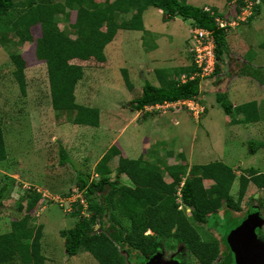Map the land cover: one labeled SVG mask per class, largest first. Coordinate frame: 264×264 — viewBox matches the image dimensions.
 Instances as JSON below:
<instances>
[{
  "label": "rangeland",
  "instance_id": "rangeland-1",
  "mask_svg": "<svg viewBox=\"0 0 264 264\" xmlns=\"http://www.w3.org/2000/svg\"><path fill=\"white\" fill-rule=\"evenodd\" d=\"M24 1L14 0L18 4L17 11L23 9L20 4ZM32 1L35 5L38 0ZM47 1L63 4L65 0ZM94 1L101 3L103 0ZM187 3L207 9L214 7L221 17L232 16L234 25L226 27V43L229 58L233 60H220L217 63L219 72L209 80H202L201 91H204L199 98L205 110L204 114H200L201 116L197 118V122L192 121L190 117L187 118L186 114L180 116L181 118L178 117L182 120L187 118L186 123L191 130H186H189V133L179 136L177 133L180 132V127L176 126H171L162 133H155L154 127L149 125L150 120H148L142 123V127L140 126L137 131L133 126L125 130L117 139V145L127 155V159L141 157L150 164H157L164 175V180L169 181L164 168L172 161L168 159L171 157L168 155L175 154L178 149L187 148L190 132L195 131L198 140L193 143L194 148L190 158L192 164L217 161L233 168L235 178L228 194L233 201H236L239 178L249 175L247 168L257 172L264 171L263 147L258 148L254 154H249L247 148L249 141L264 144V116L256 123H237L240 115H236V112L225 115L215 102V93L224 92L232 105L240 106L258 97L257 89L264 87V83L259 85L249 77L227 78L225 74L227 72L236 74L239 66H242L241 63H248L253 68H264V4L254 0H188ZM67 12L69 13L65 16L64 13ZM242 12L246 15L244 20L234 19L235 15L239 17ZM163 17L156 9L149 7L142 14L144 26L142 33L130 30L117 31L112 41L103 49L104 63L92 58L85 61H71L83 69L82 78L75 86L74 102L81 106L99 109L101 113V123L96 130L81 125L79 128H84L77 132V138L83 141L87 138L93 140L92 135L95 139L98 137L97 145L93 147L96 156L89 154L86 146L81 149L80 143H76L78 147L75 143L71 148L70 145L67 146L68 142L77 141V138L68 137L69 129L73 126L71 118L75 116L74 111L52 110L45 67L34 56V42L18 45L17 36L2 23L0 25V35L4 37L3 44H0V128L6 155L0 161V187L7 185L0 199V236L9 232L12 221L26 214L25 207L29 199L37 194L38 198L32 204L28 215L33 228L42 227L40 253L44 257L43 264H99L86 252H79L74 256L65 254L63 238L59 236V231L72 228L89 214L74 198L78 191L74 168L70 161L62 165L58 164V150L59 147L65 150L67 157L73 161V164L75 163V168L77 166L80 171L93 175L92 166L99 154L134 114L126 103L138 97L144 82L155 83L153 73L148 71L155 67L166 69L174 66L176 70H171L173 74L180 65L185 67L190 65L191 53L187 48L193 44L191 23L180 17L169 20H164ZM54 18L58 29L70 34L69 25L74 21L75 12L64 7L63 12ZM30 34L33 41L40 35L38 24L30 28ZM154 44L158 47V51L147 52ZM9 53H19L25 62L23 91L18 88L13 78L14 68L8 58ZM152 59L155 62H152ZM122 70L127 71L132 86L128 93L122 79ZM256 101L260 100L256 99ZM256 104L261 114V103ZM159 112L164 113L156 111L151 113L152 117H158L156 115ZM132 117H135V114ZM170 117L171 115L166 116L168 126L171 125ZM146 119L147 117L139 115L136 121L139 123ZM109 123L113 124V127L109 128ZM65 139L68 141L63 142ZM146 141H149V144L143 145ZM185 156L187 157V152ZM107 166L110 170L116 168L117 156L110 159ZM63 176L69 177V181ZM58 179H62L63 182L60 183ZM120 182L131 186L125 176L120 177ZM210 184L209 181L204 182L205 187H209ZM59 185L62 187L59 188ZM262 192L248 182L240 200V209L243 210L247 206L253 193L261 199L264 196ZM69 197H72L73 200H70L72 202L67 200ZM176 203L179 205L178 209L183 210L185 216L189 218V210L180 207L178 200ZM257 204L262 206L264 202H261V205ZM227 212L229 211L224 205L215 211L217 217H222ZM193 226L201 241L211 242L214 245L224 244L222 233L217 232L216 225L206 224L198 227L193 224ZM95 227L97 229L96 225ZM145 234L151 233L147 231ZM114 248V257H121L122 264H133V256L129 258L124 248L118 245H114ZM163 251L164 258H169L180 251V247L177 246L173 251L167 249ZM3 255L10 264H22L15 250L8 249ZM184 260L187 264H194L189 255H186Z\"/></svg>",
  "mask_w": 264,
  "mask_h": 264
},
{
  "label": "trees",
  "instance_id": "trees-1",
  "mask_svg": "<svg viewBox=\"0 0 264 264\" xmlns=\"http://www.w3.org/2000/svg\"><path fill=\"white\" fill-rule=\"evenodd\" d=\"M254 1L264 4V0ZM20 5L23 9L17 11L18 4L14 0H0V25L2 23L17 36L18 45L34 42V56L45 67L51 108L56 112L74 111L71 123L75 125L97 127L98 110L74 102V88L82 78L83 70L71 61L92 58L103 63V49L116 32L142 30V14L149 7L160 10L164 20L180 17L182 20H191L193 28L210 31L214 41L215 68L209 77H194L184 82H180V76L182 73L186 76L193 73L192 66L181 67L173 74L168 69H155L158 86L144 82L140 95L129 101V108L133 111L179 100H195L202 106L199 99L204 91H201L202 80H209L219 72L217 63L220 60H233L229 58L226 28H218L215 23L217 17L227 21L230 16L221 17L214 7L205 10L204 7L188 4L186 0H103L101 3L94 0H65L63 4L38 0L35 5L32 0H25ZM64 7L75 12L74 21L69 25L70 34L59 30L54 18L63 12ZM37 24L40 35L33 41L30 28ZM3 41L4 37L0 35V44ZM8 58L14 68L13 78L23 91L25 62L19 53H9ZM241 65L236 74L227 72L226 77H249L259 84L264 83V68H253L247 63ZM121 73L124 85L129 89L131 85L126 71L122 70ZM215 102L225 115L234 112L240 115L241 119L237 123L245 124L259 119L258 108L253 101L233 107L226 94L217 91ZM247 146L248 153L254 154L264 144L249 141ZM58 153L59 165L68 161L72 164L76 189L83 191L89 214L72 228L59 231L67 256L86 252L99 264H122L121 257H114V245L124 248L129 258L134 255L142 258L156 252L159 245L177 243L196 245L203 259L216 256L210 246L214 244L202 242L193 224L206 223L207 216L222 205L237 208V203L228 194L235 178V173L229 167L220 162L192 165L189 168L166 167L167 182L157 165L139 158L133 160L118 156L116 168L110 170L107 163L119 155L115 147L111 146L93 168L96 177H91L89 173L74 167L75 163L67 157L64 149L59 147ZM5 157L0 128V161ZM122 176L129 180L131 186L120 182ZM260 178L254 177L251 182L264 191V182ZM205 181L211 182L209 187L204 186ZM247 184L245 177L239 178L240 199ZM6 187V184L0 187V199ZM37 198V194L32 195L25 207L26 214L12 221L9 232L0 236V264H10L3 255L8 249L15 250L22 264H43L44 257L40 253L42 227L33 228L28 215ZM176 200L189 210V218L183 210L178 209ZM147 231L151 234H145Z\"/></svg>",
  "mask_w": 264,
  "mask_h": 264
},
{
  "label": "flooded vegetation",
  "instance_id": "flooded-vegetation-1",
  "mask_svg": "<svg viewBox=\"0 0 264 264\" xmlns=\"http://www.w3.org/2000/svg\"><path fill=\"white\" fill-rule=\"evenodd\" d=\"M247 170L249 175L243 177L248 182H251L254 177H261L260 181L264 182V171L257 172L251 168H247ZM252 170L254 171L253 174L250 173ZM262 193L264 195V191ZM239 199L240 196L237 192V199L233 201L235 204L237 203V208L224 206L229 212L225 213L222 217H217V213L214 211L211 213V216L210 214L207 216L206 223L196 224L198 227L205 226L206 224L216 225L217 232L222 233L224 244L210 245L215 251V257L210 259L205 257L203 259L200 257L201 251L199 252L196 245H159L158 250L152 254L142 256V258H136L134 255L132 258L133 264H140V262L146 264L156 254L160 256L155 261V264H187L186 260H184L186 255L192 257L194 264H264V205L259 206L257 204L260 203L261 205V202H264V196L260 199L253 193L243 210L240 209L241 199ZM245 222L248 223L247 226L257 224L253 229V237L249 234V227H239L240 224ZM230 231L232 232L231 235H229ZM177 246L180 247V251L174 253L169 258H164L165 252L163 249L173 251Z\"/></svg>",
  "mask_w": 264,
  "mask_h": 264
},
{
  "label": "crops",
  "instance_id": "crops-1",
  "mask_svg": "<svg viewBox=\"0 0 264 264\" xmlns=\"http://www.w3.org/2000/svg\"><path fill=\"white\" fill-rule=\"evenodd\" d=\"M187 2H188V0H186ZM199 7H201V6H199ZM205 8V7H204ZM157 10V9H156ZM158 12H160L161 13V11L160 10H157ZM162 14V13H161ZM163 16V15H162ZM175 18V17H174ZM173 18V19H174ZM163 19H164V17H163ZM190 23H192L191 22V20H188ZM141 24H142V30H140V31H137V32H140V33H142V31H144V26H143V22H142V20H141ZM191 25V27H192V24H190ZM119 31V30H118ZM130 31H132V30H130ZM117 33V32H116ZM116 35V34H115ZM192 36V35H191ZM193 43V42H192ZM190 47H191V45H190ZM190 47L189 48H187V50L189 51V49H190ZM229 50V49H228ZM150 51H152V52H157L158 51V47L154 44V46H152L147 52H150ZM147 52H145V53H147ZM104 59H105V56H104ZM247 59V58H246ZM152 62H155L153 59H152ZM104 63V62H103ZM248 64V63H247ZM137 65H140V64H137ZM251 66V65H250ZM181 67H185V66H183V65H180V68ZM256 68H259V67H256ZM155 69H161V68H151L148 72H152L153 73V76H154V79L156 80L155 81V83L154 84H152L151 83V85H153V86H158V82H157V79H156V77H155V75H154V70ZM166 69H168V70H176V68L174 67V66H172V67H168V68H166ZM83 70V69H82ZM126 71V70H125ZM172 73V72H171ZM126 74H127V78H128V73H127V71H126ZM182 75H183V73H182ZM244 80H246L245 78H244ZM128 81H129V83H130V80H129V78H128ZM149 83V82H148ZM150 84V83H149ZM130 85H131V83H130ZM76 86V85H75ZM259 86V85H258ZM258 86H256L257 88H258ZM261 86H263V85H261ZM248 87H249V90H251V88H250V86L248 85ZM260 87V86H259ZM125 88L127 89V93H128V91H130L131 90V88H132V86L128 89L126 86H125ZM142 88V87H141ZM74 90H75V88H74ZM257 91L259 92L258 93V97H256V98H253L252 100H250V101H248V102H255V100L256 99H258V100H260V101H256L255 103H258V104H260L261 103V105H260V107H261V114L259 113V119L261 118V117H263L264 116V87H260L259 89H257ZM140 92H141V89H140ZM140 92H139V95H140ZM74 94V93H73ZM138 95V96H139ZM137 98V97H136ZM200 99V98H199ZM247 102V103H248ZM128 104H129V102H127L126 103V105L128 106ZM257 105V104H256ZM233 107H236V105H232ZM258 106V105H257ZM86 107V106H85ZM145 107H147V106H145ZM144 107V108H145ZM203 107V106H202ZM90 108V107H89ZM144 108L142 109V110H139V111H134V114H135V117H132V116H134V114H132V116H130V118L125 122V125L124 126H121V128H120V130L118 131V132H116V134H115V137L111 140V142H110V144L109 145H107L106 147H105V149H104V151L101 153V154H99V156H98V158L96 159V161H95V163H94V165L92 166L93 168H94V166H95V164L98 162V160L101 158V156L111 147V146H113V147H115V149L119 152V155H117V159H118V156H120V157H122V158H127V155L124 153V152H122V150L119 148V146L117 145V139H119V137L125 132V130H127L130 126L132 127L133 126V128L135 129V131H137V130H139V128H140V126L142 127V123H144V122H147L148 120H150V123H149V125L153 128L154 127V132L155 133H162V131L164 130V131H166V129H170L171 128V126H176L177 128L178 127H180V132L179 133H177L179 136H182L183 134H185V133H189V130H186V129H190V127H189V125H188V123H186V120H187V118L188 117H190L191 118V120L192 121H194V122H197V118H199V116H201V115H199L197 118H194L193 116H191V114L185 109V108H180V109H178V110H176V111H166V113L164 112V113H160L159 112V114H157L156 116H158V117H152V115H151V113H154V112H151V113H149V112H146L145 110H144ZM96 109V108H95ZM98 110V126L97 127H91V126H87V128L89 129V128H93L94 130H96V128H98L99 127V125H100V123H101V121H100V115H101V113H100V111H99V109H97ZM204 107H203V114H204ZM263 112V113H262ZM184 114H186V120H182V119H179V118H181L180 116H184ZM141 116L142 115V117H147V119L146 120H143L142 122L140 121L139 123L136 121V119L138 118V116ZM148 115V116H147ZM167 115H171V117L170 118H172V120L170 119L169 120V123L171 124L170 126H168L167 125V119H166V116ZM179 117V118H178ZM183 119H184V117H183ZM239 119H240V116H239ZM259 119H258V121H259ZM258 121H255V122H250V123H256V122H258ZM157 122H158V126H157ZM159 124H160V126H159ZM241 124V123H240ZM81 125H75V124H73V126H71V128L69 129L70 131H69V135H68V137H71L72 139H76L77 138V132H79V129H83L84 127H82V128H79ZM111 126L113 127V124H111V123H109V128H111ZM241 126H243V125H241ZM108 128V129H109ZM191 130V129H190ZM160 131V132H159ZM191 134H190V138H189V143H188V146H187V148H183L184 150H181V149H178V150H176V153L175 154H173V153H171V155H168V156H171V157H168V159H171L172 161H171V163L170 164H166V166L164 167L165 169H166V167H171V166H184V167H186V168H189L190 166H192V165H206V164H192V162H191V160H190V158H191V156H192V153H191V151L193 150V148H194V145H193V143L194 142H196L197 140H198V138L196 137V134H195V131H192V132H190ZM74 134V135H73ZM92 134V133H91ZM90 134V135H91ZM93 136V140H90L89 138H87V139H85V141H83V140H80V138H77V141H72V142H68V145L67 146H69L70 145V148H71V146H73V144L75 143H80V148L81 149H83V148H85V146H86V149L87 150H89V154H93V156L95 155L96 156V153H94L93 152V147H95V145H97L96 143H97V141H98V137L95 139V136L94 135H92ZM145 140V139H144ZM68 140H64L63 142H67ZM86 142V143H85ZM149 141H146V142H143V143H145V144H143V145H146V143H148ZM92 143V144H91ZM149 144V143H148ZM76 147H78V145L76 144L75 145ZM89 148V149H88ZM186 150V151H185ZM187 152V157L185 156V153ZM145 154H147V153H145ZM115 157V156H114ZM113 158V157H112ZM111 158V159H112ZM162 158V157H161ZM138 159V158H137ZM140 159H141V157H140ZM134 160V159H133ZM136 160V159H135ZM214 162H217V161H214ZM210 163H213V162H210ZM209 164V163H208ZM223 164V163H222ZM157 165V164H156ZM225 165V164H224ZM232 171H233V168H230ZM165 172H166V170H165ZM234 172V171H233ZM235 173V172H234ZM163 175V174H162ZM166 176L168 177V175L166 174ZM64 177V179H66V180H68L69 181V177H66V176H63ZM91 177H96V175L95 174H93V175H91ZM163 178H164V175H163ZM169 179V178H168ZM59 180V182L60 183H62L63 182V180L62 179H58ZM168 182V181H167ZM59 183V184H60ZM60 187H62V185H59V188Z\"/></svg>",
  "mask_w": 264,
  "mask_h": 264
},
{
  "label": "built area",
  "instance_id": "built-area-1",
  "mask_svg": "<svg viewBox=\"0 0 264 264\" xmlns=\"http://www.w3.org/2000/svg\"><path fill=\"white\" fill-rule=\"evenodd\" d=\"M205 10H207L205 8ZM250 11V9H249ZM242 15V16H241ZM239 17L234 16V19L242 21L245 19V13L242 12ZM230 20V21H229ZM232 16L229 17L228 21H224L220 18H215V23L218 28H226L227 26H233L234 21H232ZM193 44L191 45L189 52L191 53V63L189 66L194 68V72L189 76L181 75L180 82H184L186 79H192L194 77L204 78L212 75L215 68V58H214V41L212 33L206 29L193 28L191 30ZM185 108L191 116L197 118L203 112V107L195 100H179L176 102H164L162 104H156L153 106H147L144 108L146 112L151 111H173L176 109ZM179 197V194L177 193ZM76 200L79 204L86 208V202L83 197V191H77L75 195ZM69 202L73 200L72 197L67 199Z\"/></svg>",
  "mask_w": 264,
  "mask_h": 264
},
{
  "label": "water",
  "instance_id": "water-1",
  "mask_svg": "<svg viewBox=\"0 0 264 264\" xmlns=\"http://www.w3.org/2000/svg\"><path fill=\"white\" fill-rule=\"evenodd\" d=\"M247 224H248V223H246V222H245V223H242V224L239 225V227H242V226H243V227H244V226L246 227ZM255 226H257V224L250 225V226L248 225V226H247V227H249V228H248V231H249V234L251 235V237L254 236V234H253V229H254ZM231 233H232V232L230 231L229 235H231ZM159 256H160L159 254H156L155 256L151 257V258L147 261L146 264H155V261H157V259L159 258Z\"/></svg>",
  "mask_w": 264,
  "mask_h": 264
}]
</instances>
